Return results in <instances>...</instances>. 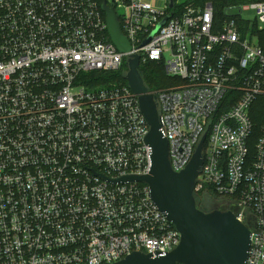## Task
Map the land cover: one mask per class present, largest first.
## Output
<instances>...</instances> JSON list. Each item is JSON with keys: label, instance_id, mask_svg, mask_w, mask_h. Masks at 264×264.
I'll return each instance as SVG.
<instances>
[{"label": "built area", "instance_id": "obj_1", "mask_svg": "<svg viewBox=\"0 0 264 264\" xmlns=\"http://www.w3.org/2000/svg\"><path fill=\"white\" fill-rule=\"evenodd\" d=\"M104 3L129 52L112 42ZM103 4L0 0V264H117L179 246L147 184L114 183L151 168L150 126L127 82L137 56L139 70L162 64L181 82L148 90L172 169L184 171L206 136L195 190L229 203L251 232L247 264H264V114L258 134L252 118L264 110V52L249 31L264 29V1L229 6L224 19L209 3ZM123 70L127 83L101 88L85 75Z\"/></svg>", "mask_w": 264, "mask_h": 264}, {"label": "water", "instance_id": "obj_2", "mask_svg": "<svg viewBox=\"0 0 264 264\" xmlns=\"http://www.w3.org/2000/svg\"><path fill=\"white\" fill-rule=\"evenodd\" d=\"M170 9L174 0H170ZM112 42L122 53L131 46L123 35L114 8L107 3L102 6ZM165 19L146 39L152 37L165 25ZM127 82L139 98L141 110L150 126L146 143L150 147L151 168L144 176H127L114 183L138 182L150 188V196L156 206L181 233V242L165 255L133 253L117 264H247L251 244L249 228L237 220L232 211L215 210L206 213L199 209L195 200V188L203 166L204 136L187 168L176 173L169 161V143L163 132L155 97L148 93L139 70V57L129 61Z\"/></svg>", "mask_w": 264, "mask_h": 264}, {"label": "trees", "instance_id": "obj_3", "mask_svg": "<svg viewBox=\"0 0 264 264\" xmlns=\"http://www.w3.org/2000/svg\"><path fill=\"white\" fill-rule=\"evenodd\" d=\"M96 2H98L100 5L103 4V0H95ZM264 0H174V7L172 9V12H182L184 8L188 7V6H199V7H203L206 4H212L215 10V15L217 17V19H224L226 18V9L229 6L232 5H237V4H242L244 2H262ZM251 29V30H250ZM249 31H251L252 34L258 35V39L260 41V43H262V49L264 52V29L259 31L256 28H250ZM244 30V34L245 33H249L248 32V27L243 28ZM260 45V46H261ZM125 72L126 70H123V72L119 75H117L116 77H122L123 83H127L126 82V76H125ZM140 72L141 75L143 77L144 83L147 87V89L149 90V92H153L154 91V87L157 88H162V82L163 79H166V73H165V68L162 64H158V63H149L145 66H142L140 68ZM92 73H98V72H92ZM102 73V72H99ZM92 77V76H91ZM101 78H98L97 80H100ZM106 79V77H105ZM95 85H98L95 84ZM171 87V86H170ZM164 88V87H163ZM264 114V110L259 108V105H254V108L252 109V118L255 121L256 125V134L259 133V128L262 122V116ZM209 193L212 194L213 197L215 198H219V199H223L221 197H219L217 194L214 193V191L212 190V188H208ZM195 200L197 203V197L195 196ZM197 207L199 208L198 204ZM229 208V207H228ZM201 209V208H199ZM202 210V209H201ZM229 209H226L225 211H229ZM204 211V210H202ZM205 212V211H204Z\"/></svg>", "mask_w": 264, "mask_h": 264}, {"label": "rangeland", "instance_id": "obj_4", "mask_svg": "<svg viewBox=\"0 0 264 264\" xmlns=\"http://www.w3.org/2000/svg\"><path fill=\"white\" fill-rule=\"evenodd\" d=\"M183 1V0H181ZM251 16H253V14H249ZM258 37V35H255ZM254 42H256V39L253 40ZM259 45H261L262 43H260L259 39H258ZM262 47V45H261ZM166 73V72H165ZM86 76H93L94 78H101L103 80H99L98 85L96 86L97 88H101V87H105L110 83H118L119 79L118 77H116V74H112V73H87L85 74ZM167 76V75H166ZM105 77L107 79H105ZM181 82L176 79V78H172L170 76H167L166 79H163L162 88H157L154 87V90H158V89H165V88H169L170 86H174V85H179ZM164 87V88H163ZM208 188H204L200 191L195 190V196L197 197V203L199 208H201L202 210H204L206 213L215 211V210H220V211H225L226 209H231L229 203L225 200V199H219V198H215L212 196V194L209 193ZM229 207V208H228Z\"/></svg>", "mask_w": 264, "mask_h": 264}]
</instances>
